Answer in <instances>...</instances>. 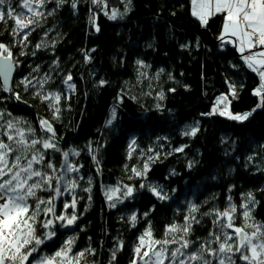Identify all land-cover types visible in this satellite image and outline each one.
Here are the masks:
<instances>
[{"label": "trees", "instance_id": "16d2710c", "mask_svg": "<svg viewBox=\"0 0 264 264\" xmlns=\"http://www.w3.org/2000/svg\"><path fill=\"white\" fill-rule=\"evenodd\" d=\"M190 1L44 0L38 8L43 15L19 35L14 20L0 21V44L16 68L10 91L0 82V124L12 120L26 132L31 127L36 139L53 138L58 150H44L45 163L54 165V175L64 174L61 193L37 195L54 197L56 216L77 217L69 225L50 216L56 235L30 260L54 254L72 238L69 255L83 252L80 264H126L149 229L152 239L183 236L193 242L192 251L221 233L227 220L218 211L235 205L233 223L241 226L249 193L255 198L252 222L264 224V107H257L261 97L254 95L261 80L232 44L219 39L223 14L202 24ZM9 4L25 12L22 0H7L0 10ZM113 11L116 19H110ZM221 96L232 114L251 115L238 121L212 113ZM192 128L196 134L185 135ZM65 152L77 171L65 173ZM70 181L77 187L68 191ZM73 197L75 208L65 209ZM193 205L197 210L190 212ZM44 219L41 214L38 221ZM186 223L187 234L165 236L168 226ZM47 231L37 224L38 234Z\"/></svg>", "mask_w": 264, "mask_h": 264}, {"label": "snow or ice", "instance_id": "6c2138e0", "mask_svg": "<svg viewBox=\"0 0 264 264\" xmlns=\"http://www.w3.org/2000/svg\"><path fill=\"white\" fill-rule=\"evenodd\" d=\"M63 2V0H61ZM96 2V0H93ZM130 2V0H129ZM7 0H0V6L5 5ZM44 4V0H23L20 5L22 9H26L31 16L25 18L24 12H17L10 4L8 9L0 10V21L7 22V19H12L16 27L13 32L17 35L24 29H28L30 25L37 23L34 17L42 16L43 13L38 11V8ZM192 15L197 17L202 24H207L210 16L223 14L222 33L219 39L224 43H231L236 47L241 54V58L253 72L258 73L261 83L254 90V95L261 97V103L257 107H264V0H191ZM75 7V4H73ZM117 13L113 11L110 19H116ZM98 30V29H97ZM234 38V39H233ZM23 39H27V34ZM39 47V45H38ZM259 49V51H252ZM0 76H3L4 91H10L8 87L9 77L12 72L11 52L9 49L0 44ZM248 52V55H244ZM7 53V55H3ZM69 75L65 83L71 81ZM31 81L26 82L30 84ZM104 82L101 81V84ZM72 87V85H69ZM231 95L235 97V88L229 85ZM17 99L20 97L17 95ZM55 101L60 100L59 95L53 94ZM163 99V94L160 96ZM45 100L49 97L45 96ZM224 103V110L213 108V113L219 111L220 115H228L233 120H246L251 113L243 115H233L228 111V101L226 96H221L217 100V105ZM54 107V105H53ZM60 109L55 108V112L59 113ZM255 111V109H253ZM4 114L0 113V120ZM113 119H115V110H113ZM112 121L109 120L110 124ZM19 122L12 120L0 124V264H80L84 253L80 252L75 255H69L72 252L74 239H68L64 245L54 254L40 256L30 260L34 254L38 252L39 247L46 240L52 239L56 233L54 231V220L49 218L55 216L56 220L67 221L71 225L77 217L73 214L70 218L61 214L56 216L54 197L48 199L40 198L37 193L39 191H51L57 195L61 193L60 181L64 179V174L60 176L54 175L55 167L52 163H45L44 150H58L57 145L52 142V137L48 139L34 138V130L29 127L27 132L18 126ZM41 127L48 132H53L52 126L46 121H40ZM197 128H192L185 135H195ZM54 135V133H53ZM6 137V140L4 139ZM135 143V141H133ZM40 145L41 147H37ZM183 151V149H177ZM68 153H64L65 157V173L75 172L77 169L68 164ZM41 165L42 167H36ZM148 165L145 164L144 169L147 171ZM47 169H51L49 172ZM137 176L143 173L138 172L135 168L132 169ZM53 181H56L55 185ZM77 184L75 181H70L65 184V189L71 191L75 189ZM143 187V185H141ZM152 192L160 199H166L161 192L155 188ZM115 191V190H112ZM133 192L131 187H127L125 195L130 196ZM112 200V196H108ZM35 201L30 204L29 201ZM249 203H255L254 196L248 194ZM249 203L242 205L243 217L246 221L244 226H235L233 221L236 212V206L231 205L230 208L223 212H217L218 218H226L227 223L221 224L220 234H210L214 239L201 243L192 251L188 249L193 244L192 241L184 239L182 236L178 241L174 236L169 239H152L151 230L145 231L144 235L139 238V245L135 248L136 256L142 264H164L165 260H169L170 264H237L234 257H238L244 264H264V224L252 221L251 210ZM76 200L73 197L71 205L65 203L64 208H75ZM115 206V205H112ZM196 206H192L190 212L196 211ZM44 215L43 221H38V218ZM189 217H185L187 221ZM195 220V217H191ZM133 224L136 221V216L131 217ZM39 223L42 229L49 231L42 235L37 232V224ZM190 224L178 226L172 224L167 227L165 236L171 233L182 232L187 234L190 231ZM246 228L253 229L251 232L246 231ZM225 229H231L229 233ZM145 236L149 240H145ZM217 247L213 248L212 244ZM179 244L178 247L168 250V245ZM159 245V247H155ZM147 248L141 256V249ZM115 258V253H113ZM133 264H137V260H133Z\"/></svg>", "mask_w": 264, "mask_h": 264}, {"label": "rangeland", "instance_id": "374dc122", "mask_svg": "<svg viewBox=\"0 0 264 264\" xmlns=\"http://www.w3.org/2000/svg\"><path fill=\"white\" fill-rule=\"evenodd\" d=\"M22 3H23V0H22ZM24 10H25V12H24V13H25V18L31 16L30 13H27V10H26V9H24ZM226 97H227V96H226ZM227 101H228V98H227ZM228 104H229V102H228ZM214 107L218 108L219 110H224L225 105H224V103H221V104L217 105V101H216V104H215ZM214 107H213V108H214ZM227 110L230 111V110H229V107H228ZM212 113H213V110H212ZM215 113H218V114H219V111H216ZM215 113H214V114H215ZM233 115H235V114H233ZM223 116H224L225 118H229L228 115H223ZM238 121H240V120H238ZM251 222H252V221H248V223H251ZM245 223H246V221H245L244 217L242 216V217H241V226H244ZM245 230L248 231V232H251L253 229H251V228H246ZM228 232L231 233L232 230H231V229H228ZM145 240L147 241L148 239L145 238ZM138 245H139V239H137V240L135 241V243L133 244V246H132V247H133L132 252H131V254L129 255V257L127 258V260H126V264H133V260H137V264H142V262L139 261V258L136 256V253H135V248H136ZM175 248H176V247H174L173 249H175ZM145 250H147L146 247L141 249V253H140L141 256L143 255V252H144ZM164 264H170V261H169V260H165V261H164ZM215 264H217V262H216Z\"/></svg>", "mask_w": 264, "mask_h": 264}, {"label": "water", "instance_id": "95a60500", "mask_svg": "<svg viewBox=\"0 0 264 264\" xmlns=\"http://www.w3.org/2000/svg\"><path fill=\"white\" fill-rule=\"evenodd\" d=\"M0 59H2V56H0ZM11 63H12V72H11V75L9 77V83H8V87L11 89V86H12V82H13V79H14V76H15V72H16V68L11 60ZM0 82L2 84V87L4 89V81H3V76H0Z\"/></svg>", "mask_w": 264, "mask_h": 264}, {"label": "crops", "instance_id": "0c3cea01", "mask_svg": "<svg viewBox=\"0 0 264 264\" xmlns=\"http://www.w3.org/2000/svg\"><path fill=\"white\" fill-rule=\"evenodd\" d=\"M190 12L192 14V4H191V1H190ZM217 15V14H216ZM193 16V15H192ZM214 16V15H213ZM195 17V16H193ZM211 17V16H210ZM196 19H198L197 17H195ZM199 20V19H198ZM221 33H222V30H221ZM234 39V38H233ZM231 44V43H230ZM233 45V44H232ZM234 47V46H233ZM235 49L237 50V52L239 53L238 49L235 47ZM252 51H259V49H253ZM249 53L248 52H245L244 55H248ZM239 55H241L239 53ZM247 65V64H246ZM250 69V68H249ZM251 70V69H250ZM252 71V70H251ZM256 73V72H255ZM258 75V73H256ZM259 76V75H258ZM260 78V77H259Z\"/></svg>", "mask_w": 264, "mask_h": 264}]
</instances>
